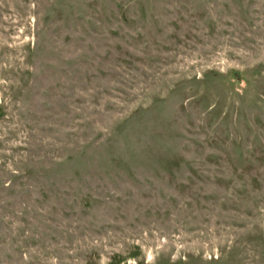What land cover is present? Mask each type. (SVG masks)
Returning a JSON list of instances; mask_svg holds the SVG:
<instances>
[{
  "label": "rangeland",
  "instance_id": "1",
  "mask_svg": "<svg viewBox=\"0 0 264 264\" xmlns=\"http://www.w3.org/2000/svg\"><path fill=\"white\" fill-rule=\"evenodd\" d=\"M0 264H264V0H0Z\"/></svg>",
  "mask_w": 264,
  "mask_h": 264
}]
</instances>
